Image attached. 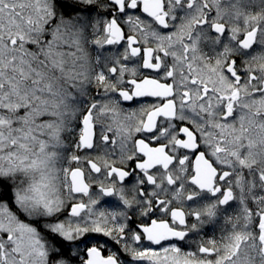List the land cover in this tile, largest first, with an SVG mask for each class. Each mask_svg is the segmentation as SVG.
<instances>
[{
  "label": "snow or ice",
  "instance_id": "snow-or-ice-1",
  "mask_svg": "<svg viewBox=\"0 0 264 264\" xmlns=\"http://www.w3.org/2000/svg\"><path fill=\"white\" fill-rule=\"evenodd\" d=\"M77 262L264 264V0H0V264Z\"/></svg>",
  "mask_w": 264,
  "mask_h": 264
},
{
  "label": "flooded vegetation",
  "instance_id": "flooded-vegetation-1",
  "mask_svg": "<svg viewBox=\"0 0 264 264\" xmlns=\"http://www.w3.org/2000/svg\"><path fill=\"white\" fill-rule=\"evenodd\" d=\"M136 106L138 105H136L135 102L125 104V107H136ZM107 199L111 201V204H104L103 207L109 208V210L116 208L117 202L113 198H107ZM227 207H228V215H233L239 211L238 205L235 202L231 203ZM223 227H224V219H223V216H221L216 222L206 223L200 229L199 233H190L188 237V242L183 243L182 247L186 251L187 250L194 251L196 248L197 242L201 239L207 240L211 238H216L217 240H219L221 236V229Z\"/></svg>",
  "mask_w": 264,
  "mask_h": 264
}]
</instances>
